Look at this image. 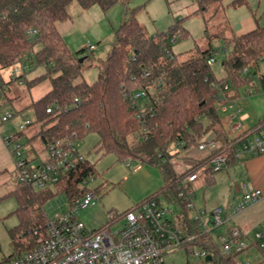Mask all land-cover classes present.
<instances>
[{
	"label": "trees",
	"instance_id": "1",
	"mask_svg": "<svg viewBox=\"0 0 264 264\" xmlns=\"http://www.w3.org/2000/svg\"><path fill=\"white\" fill-rule=\"evenodd\" d=\"M77 1L85 10L99 6L107 12L118 2L127 0H0V72L21 66L27 55H34L45 73L32 80L21 74L17 80L31 89L49 79L51 90L32 103L35 121L47 129L38 136L45 145L57 140L78 138L96 133L99 141L96 152L113 154L120 162L148 165L162 177L159 193L168 204L181 207L180 220L196 238L183 248L189 254L194 248L208 252L210 264H237L244 251L225 255L212 235L203 233L192 222L191 210L185 198L179 197L175 182L188 172L178 173L173 157L192 153L212 134L213 139L230 144L219 113V87L227 79L217 80L208 61L215 58L213 49L196 51L180 60L172 44L189 36L181 21L167 32L147 36L133 10L116 31V40L107 59L98 65L97 80L88 84L83 73L88 68L86 49L76 54L67 46L58 23L69 19V6ZM209 24L225 8L226 2L240 7L246 0H195ZM222 65L227 78L240 87L252 82L257 73L244 76L243 70L256 69L264 56V26L236 35L228 40ZM263 90H264V80ZM146 92L143 107L135 95ZM52 108V112L47 110ZM23 133H18L21 138ZM174 149V152L172 151ZM187 158V157H186ZM232 156L229 163H233ZM87 172L95 174L94 165L87 161ZM86 172V173H87ZM85 173V174H86ZM215 172L206 173L211 182ZM75 185L65 194L73 202ZM12 194L18 201L15 214L19 223L10 231L12 237L23 234L30 243L18 255L31 250L35 244L34 230L44 231L47 224L46 203L53 192H35L17 183ZM150 196V197H152ZM263 255L264 252L262 251Z\"/></svg>",
	"mask_w": 264,
	"mask_h": 264
},
{
	"label": "rangeland",
	"instance_id": "2",
	"mask_svg": "<svg viewBox=\"0 0 264 264\" xmlns=\"http://www.w3.org/2000/svg\"><path fill=\"white\" fill-rule=\"evenodd\" d=\"M246 1L247 3L240 7H234L229 4L230 1H227L225 8L209 24L205 23L195 0H127L125 5L118 2L107 12L97 5L85 10L75 1L69 6V19L58 23V29L73 53L86 49L82 58L88 57L85 59L88 68L83 73V79L88 84H92L98 77V65L107 59L116 40V31L123 18L130 12L137 10L136 18L144 27L147 36L167 32L176 22L181 21L189 36L173 42V51L178 58L184 60L196 51L213 49L216 53V61L211 64L214 77L217 80L227 79V91L239 94L237 102L239 101L243 111L264 116L262 82L264 61L260 62L256 69L249 70L248 75L257 73L252 82L240 87L227 78L222 65L228 48L230 50L232 46L228 40L249 32L258 25L264 26V0ZM92 45L95 46V50L90 52L89 47ZM23 64L18 70L25 73L27 80H32L46 72L43 67L37 65L34 55H27ZM15 69L0 72V117L9 112L14 115L8 122L0 121V262L18 255L30 243L28 236L17 234L12 237L10 234L19 223L15 214L18 201L12 194L18 181L14 158L5 143V138L17 135L21 124L25 120H31L33 124L26 128L25 135L18 141L33 150L30 155L36 154L38 160H44L46 145L38 134L49 127L36 123L31 105L51 90L50 80H44L29 89L25 82H19L12 75ZM145 102L146 98L143 97L139 100V105L143 107ZM98 141L99 136L90 133L80 141L79 145L80 153L85 155L95 168V179L88 184V187L96 192V197L89 207L78 214L79 219L84 221L89 230L99 229L115 221L138 203L159 193L163 184L160 172L153 167L120 162L113 154L102 155L96 152ZM172 151L174 152V149ZM248 156V154L244 155L236 165L229 168L230 175L227 169L215 173L214 184H208L205 178H200L193 184V203L197 210L212 211L222 208L224 210L222 216L225 217L227 203L224 200H229L231 190L242 182L251 184L264 194V170L249 168L248 161L245 160ZM186 157L183 153L173 157L172 162L178 172L183 173L187 170L189 159ZM59 191L52 189L54 196L44 207L49 219H56L69 211L67 196ZM158 198L162 203L166 201L161 194ZM241 198L238 196L232 199V202L236 201L232 204L238 205ZM243 216H247L246 222L249 224L247 238L253 244L238 259L250 260L251 264H264V255L256 248L255 243L256 233L264 231V199L241 213L239 218ZM190 217H193V212L190 213ZM232 223L229 221L224 226H232ZM222 227L212 231L217 243H220ZM167 261L174 264H210L206 262V258L192 257L184 248L168 254Z\"/></svg>",
	"mask_w": 264,
	"mask_h": 264
},
{
	"label": "built area",
	"instance_id": "3",
	"mask_svg": "<svg viewBox=\"0 0 264 264\" xmlns=\"http://www.w3.org/2000/svg\"><path fill=\"white\" fill-rule=\"evenodd\" d=\"M94 50L95 46L89 47L90 52ZM215 61V58H211L208 63L211 65ZM263 61L264 56L260 58V62ZM21 73L20 69L12 71L15 77ZM247 73L248 69H244L243 74ZM227 90V82L220 85L221 103L226 100ZM145 96L146 92L142 91L135 98ZM52 110L49 108L47 112L51 113ZM13 117L9 112L1 116L0 121L5 123ZM32 124L31 120H25L19 133H24ZM229 140L228 145L213 138L202 142L199 150L207 151L208 157L181 174L175 182L179 197L185 198L186 206L193 212L192 222L209 235H212L214 229L224 226L228 217L222 216V208L197 210L193 203V184L208 172L217 173L227 169L232 156L238 159L246 153L264 154V120L254 128L235 131ZM5 143L14 158L18 183L35 192L62 189L59 192L64 194L72 184L76 192L84 195L75 196L71 202L70 196L66 194L69 211L56 219L47 217L44 231L37 229L32 233L35 244L31 250L5 259L0 264H174L167 261V255L196 238L190 235L189 227L180 220L181 207L166 201L162 203L158 196L143 200L99 229L89 230L78 214L89 207L96 197V192L88 187L95 179V174L86 171L88 159L79 151L80 140L75 136L74 139L49 143L46 145L44 160L26 156L27 147L18 141L17 135L5 138ZM239 189L242 200L238 205L230 207L232 215H238L264 199L263 192L249 183H240ZM219 239L221 251L227 256L239 251L247 252L253 244L239 227L230 228L220 234ZM255 243L256 248L264 252V231L256 233ZM189 254L199 259L208 257V252L200 248H194ZM237 264H251V261L238 259Z\"/></svg>",
	"mask_w": 264,
	"mask_h": 264
},
{
	"label": "crops",
	"instance_id": "4",
	"mask_svg": "<svg viewBox=\"0 0 264 264\" xmlns=\"http://www.w3.org/2000/svg\"><path fill=\"white\" fill-rule=\"evenodd\" d=\"M245 33H247V32H245ZM242 34H244V33H242ZM239 35H241V34H239ZM23 63L19 67H22L24 65ZM19 67H17L16 69H18ZM21 74H23V73H21ZM24 80L25 79L22 78L21 80H19V82H24ZM225 96H226V100L221 103V105L223 106V109H221V107H220L219 113H220V115L222 117L223 126H224V128L226 130L228 138H232L234 136V132L235 131L240 132L241 130H247V129L254 128L261 121L264 120V118H263L264 116H260L257 113H250V112L243 111V107L240 106L239 101L237 102V100L239 98V94L237 92L231 93V92L226 91ZM24 135H25V133L22 134V137ZM212 138H213V135L210 134L206 138V140L207 139H212ZM32 151L33 150L31 148H27V154H29V157H31L32 159H38L36 154L35 155H30L32 153ZM247 154L248 153L243 154L238 159L234 158L233 163H228L227 170H228L229 175H230L229 168L234 166V165H236L241 160V158L244 155H247ZM183 155L187 156V159H189V161L187 162L188 163V165H187L188 168L187 169H189L190 167H192L196 163L206 159L208 157V152L207 151H200L199 149H197V150L193 151L192 153H186L185 152V153H183ZM248 155L249 156L246 157L245 160L248 161L247 162V166L249 168H251V169L252 168L253 169L261 168V169L264 170V154H262V155H254L255 157L254 156H250L252 154H248ZM174 168H175V166H174ZM178 173H182V172H178ZM201 178H205V180H206V182L208 184H214L216 182L215 175H214L213 180H211V182L207 179L206 175L201 176ZM162 182H163V180H162ZM162 186H163V184H162ZM161 188H160V190H161ZM160 190H159V192H160ZM193 191H194V188H193ZM238 196L241 197L239 186H237V187H235V188H233L231 190L229 200H226V201L224 200V202L227 203V210L225 212V216L228 217V221L227 222L231 221L233 223H232V226L231 225L230 226L228 225L226 227L223 226L222 230L220 229V234L226 233L232 227H239V228H241L243 230V232L248 237L249 236V229H248L249 224L246 222L247 216H245V217L243 216L242 218H239L241 213L238 214V215H232L231 214V208L230 207L234 206L232 203L236 202V201L232 202V199H236V197H238ZM251 207H249V208H251ZM249 208H247L246 210H248Z\"/></svg>",
	"mask_w": 264,
	"mask_h": 264
},
{
	"label": "water",
	"instance_id": "5",
	"mask_svg": "<svg viewBox=\"0 0 264 264\" xmlns=\"http://www.w3.org/2000/svg\"><path fill=\"white\" fill-rule=\"evenodd\" d=\"M81 62H83L84 61V58H81V60H80Z\"/></svg>",
	"mask_w": 264,
	"mask_h": 264
}]
</instances>
